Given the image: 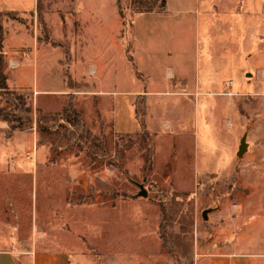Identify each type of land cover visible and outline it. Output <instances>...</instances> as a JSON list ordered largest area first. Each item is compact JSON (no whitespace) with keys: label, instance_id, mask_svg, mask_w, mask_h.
Returning <instances> with one entry per match:
<instances>
[{"label":"rangeland","instance_id":"374dc122","mask_svg":"<svg viewBox=\"0 0 264 264\" xmlns=\"http://www.w3.org/2000/svg\"><path fill=\"white\" fill-rule=\"evenodd\" d=\"M119 1L126 26L118 0H0L8 86L26 104L18 113L11 96L0 95V110L22 120V128L11 133L19 123L0 119V143H10V160L50 170L38 174L37 186L30 176L17 182L0 176V248L19 251L35 239L48 240L50 227L84 242L91 257L82 264H195L221 241H237L239 250L255 253V264H264V174L256 159H246L249 154L238 156L244 136L256 155L264 132L257 126L264 117L262 0H217V14L213 0H192L185 21L173 14L141 17L135 53L129 31L136 0ZM119 17L120 38L138 55L143 84L123 49H116L111 69L101 72V86L90 75L65 90L93 94L101 87L115 111L106 102L73 95L81 129L59 117L68 98L35 95L34 73L30 86L17 87L18 71L40 56L38 89H66L73 56L82 59L86 50L82 23L88 22L92 38L99 37L91 44L98 52L119 32ZM169 69L192 86L200 84L201 95L190 94L186 81L174 78L168 85ZM146 75L157 92L147 106L143 97L134 99L144 93L142 85L147 90ZM237 80L243 89L236 91ZM231 89L236 104L225 96ZM217 92L223 94H212ZM218 100L229 104L225 117L216 113ZM28 154L33 162L25 159ZM139 185L146 198L137 197ZM247 238L251 245L243 247Z\"/></svg>","mask_w":264,"mask_h":264},{"label":"crops","instance_id":"0c3cea01","mask_svg":"<svg viewBox=\"0 0 264 264\" xmlns=\"http://www.w3.org/2000/svg\"><path fill=\"white\" fill-rule=\"evenodd\" d=\"M262 2H263V7L261 11L258 12L259 13L258 15H261L262 17V22L260 23L261 26L259 27V31L261 35L260 38L261 39L263 38V41H264V0H262ZM217 3H218L217 0H213L212 2L213 12L216 14L220 11ZM191 4H192V0H167L166 9L162 12L156 11L153 13H140V14L136 13L133 17L132 26L129 31V42L131 43V52L133 51V53H135V49H137V46H136L137 42L134 40L133 35H134L135 27H136V21L138 19L144 16L145 17L152 16V17L166 18L168 15L173 14V15L179 16L183 21H185V16L191 13L192 8L188 6ZM79 15L81 19V14L79 13ZM86 24H88V22ZM86 24L82 23L83 28H84V31H83V39H84V44H85L84 46L86 47L85 48L86 50L83 55L84 57L82 59H78L76 58V56H73L72 63L69 66V73L73 79V82L75 83H80L83 80L84 82H86L87 79H90V75L91 76L96 75L99 78L102 71L106 72L107 70L111 69L112 62H114L113 61L114 51H116V49H118L119 51L123 49V51L125 52V45L123 44L122 39L120 38V32L122 28V22H121L120 17L118 21V26H119L118 33L119 34L118 33L112 34L109 38H107L106 47L104 49H100L98 52H95L92 49L91 44L94 39L98 42L99 37L92 38L88 27H86ZM182 24L184 23H181V25ZM182 27L184 29V26ZM260 46L264 47V42L260 44ZM138 51L140 52V49H138ZM146 53L151 56V52L147 51ZM125 55H126V52H125ZM91 56L93 58H91ZM136 56L133 55V58L139 70L140 61L139 59L136 58ZM40 68H41V60H40V56H37L34 65H31L27 69L25 65L23 69L18 71L17 87L23 90V88H27L28 86H30L29 80L33 78V73H34L33 89L35 91V95L42 93L47 96L62 97L63 99H66L68 95L72 94L75 96V100H77L79 96H85L84 99L87 98V96H89L88 98L91 100L96 99L99 105H103L105 102L107 104H111L113 111H115L114 107L116 103L112 99H110L109 96H106L105 91L101 89V87L96 92H93V94H85L86 92H81L83 94H78L77 92H67L65 90H72L68 88L67 86H66V89L62 91H58V92L50 91L48 89H43L42 91H40L38 89V85L36 86V77L38 78L41 72ZM146 77L149 78L147 90L146 89L144 90L145 87L142 85L143 89H140V90H143L144 93L134 94L136 95L134 99L136 102L138 97H143V99L145 100L146 106H147V101L149 100V97L156 94L157 92L153 90L154 84H153L151 77L147 75ZM174 78L177 79L178 81H184V82L186 81L187 83L186 88H187V91L190 92V94L196 93V94L201 95L200 93L201 85L200 84L195 83V85L192 86L188 78L175 76V74L173 73V70L169 69L165 77V80L168 83V85H170L171 79H174ZM98 80H99L98 86H101L100 78ZM235 84L237 85V87H235L236 91L243 89V85L241 84L240 80H237L235 83L232 81V86H235ZM233 92L234 91L231 89L230 91L227 92V95L225 96L232 99L229 101H232L233 104H236V100H234L235 96L232 95V94H235ZM212 94L219 95L223 93L217 92V93H212ZM217 102H218L216 105L217 108L215 109L216 113L221 117H225L227 115L229 104L224 103L221 100H218ZM41 109L44 110V108L42 107ZM204 120H205L204 124L209 125V118L207 116L204 118ZM116 124L119 126L118 121H116ZM257 126L264 129V117L263 119L258 120ZM231 127H232L230 128L231 130L234 129L233 126ZM191 131L193 130H189L188 134L189 133L196 134V132H191ZM244 137L247 138V136H244ZM258 140H259V149L257 150V153H255L256 155L250 154L247 149L245 155H248V154L249 155L245 157L246 159H256L257 160L256 164H257L258 169L260 170V173L264 174V132L262 135L259 134ZM0 144L2 145L0 148V176L7 178L8 180H11L13 182H17L19 177L30 176L33 178L34 184L37 186L38 174H40L42 171L43 173H45V175L49 173L50 171L49 168H42V167H37V166L29 167V165H25L16 160L15 161L10 160V155H11L10 153L11 151L9 149L10 143L9 142L5 143L4 141H2ZM42 148L45 149V147H42ZM42 152L45 154L44 158H46L47 157L46 152L43 150L40 151L39 155ZM198 157L200 156L198 155ZM198 166H199V163H198ZM207 173L209 172L208 171L203 172L202 174H207ZM36 224L40 226V223L37 220V218H36ZM49 228H46L50 233L48 240L39 241L35 239L33 241H30L29 243L23 244L22 249H20L19 251H13L12 249H9V248H0V264H82V262L80 261L82 258L91 257L87 254V251H86L87 249L89 250V248L84 244V242L82 243L80 241L81 239L77 236V234H74V233L71 234V233H65V232L52 233L53 231L50 230ZM82 235L88 238V235L86 233ZM226 235H228V233H226ZM63 239H65L66 241H63ZM248 239L250 238H247V240H244L241 242L243 247L251 245L249 242H247ZM215 243H218V244H215ZM220 243H223V241H221ZM220 243L214 242L213 247L215 248H213L211 252L206 253L201 259L197 260L195 264H255L256 263L255 253L246 251V250H239L238 248L239 245L237 241H230L229 243L224 242V244H220ZM96 263L100 264L99 262H96ZM105 264H112V263H105Z\"/></svg>","mask_w":264,"mask_h":264},{"label":"trees","instance_id":"16d2710c","mask_svg":"<svg viewBox=\"0 0 264 264\" xmlns=\"http://www.w3.org/2000/svg\"><path fill=\"white\" fill-rule=\"evenodd\" d=\"M135 4H136L135 13H137V14L153 13L156 11L162 12L166 9L167 0H146L145 2L143 0H136ZM118 8H119V15H120L121 19L123 20L124 25L126 26L125 11L121 7L119 0H118ZM38 9L40 12L41 11L40 6L38 7ZM4 43H5L4 31H3L2 25L0 24V95H6L8 97L11 96V98H9V100L14 104L16 111H18V113H22L23 106L26 105L24 102H22V100H23L22 96L19 95V96L15 97L14 94L11 92L9 86H8V77H7L6 72H5L6 69H5V61H4ZM125 52H126L128 61L132 65L135 76L140 81L143 80L144 76L138 70L136 62H135V60H134V58L130 52L129 45L127 43H125ZM72 83H73L72 77L69 75V77H68V88L73 89ZM67 98H68V104L66 107H64L62 109V111L59 114V117H61V119H63L65 122H67L68 124H70L74 127L81 128V129L84 128V124L81 120V115L76 110V108L74 107L73 95L70 94L67 96ZM26 111L31 112V109L28 108ZM38 114H39V118L37 120V123H38V125H41L45 118H44L41 110L38 111ZM1 118L5 121L10 122V123H13L14 120H16L19 123V125L11 127V133L15 132L17 130H20L22 128L20 126L22 120L20 117H17L15 114L6 113V112H3L0 110V119ZM141 128L143 129L144 136H146L147 127L144 123L141 124Z\"/></svg>","mask_w":264,"mask_h":264},{"label":"water","instance_id":"95a60500","mask_svg":"<svg viewBox=\"0 0 264 264\" xmlns=\"http://www.w3.org/2000/svg\"><path fill=\"white\" fill-rule=\"evenodd\" d=\"M246 151H247V143H246V138L244 137V139H242L241 145L239 147L238 156L242 157L246 153ZM139 188H140L141 191L139 192L137 197H145L146 198L148 196V192L146 191L144 186L143 185H139ZM209 212H211V210L204 211L203 218L205 220H207Z\"/></svg>","mask_w":264,"mask_h":264},{"label":"built area","instance_id":"2783aa9c","mask_svg":"<svg viewBox=\"0 0 264 264\" xmlns=\"http://www.w3.org/2000/svg\"><path fill=\"white\" fill-rule=\"evenodd\" d=\"M263 77H264V74H263ZM25 159L28 161V162H33L34 161V157L32 154H28Z\"/></svg>","mask_w":264,"mask_h":264}]
</instances>
